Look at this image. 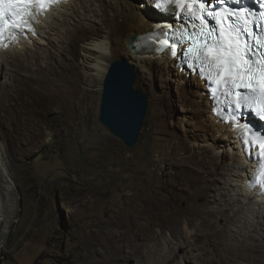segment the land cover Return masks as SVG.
<instances>
[{
	"label": "bare ground",
	"instance_id": "obj_1",
	"mask_svg": "<svg viewBox=\"0 0 264 264\" xmlns=\"http://www.w3.org/2000/svg\"><path fill=\"white\" fill-rule=\"evenodd\" d=\"M91 11L93 17L98 14L100 22L110 25L105 34L82 44L85 64L96 74H106L108 63L105 59L123 43V51L132 63H143L153 69L151 78L174 82L183 112L181 118L187 119L190 126L183 131L191 152L186 154L185 149L181 152L177 147V162L169 164L174 169L186 166L191 178L187 187L177 174L147 189L133 182L122 183L123 201L131 209L125 212L123 207L113 206L105 211L102 220L85 222L79 243L73 253L67 255L70 264L262 262L258 260L259 254H264V195L259 196L245 186L253 163L243 156L236 132L213 116L204 83L176 67L175 60L166 53L156 54L153 47L146 44L142 36L157 29L159 20L165 18L153 7L152 0H64L56 3L37 16L35 33H28L0 48V76L5 73L3 80L0 79V97L2 94L8 102L16 100L8 89L19 79L16 73L21 65L33 71L24 75L42 81V75L48 77L54 71L51 62L56 53L68 51L69 55L72 44L76 47L79 38L97 31L98 26L87 25L89 21L76 31L69 25L74 20H88ZM133 36L135 38L131 39ZM130 42L134 43L132 47H129ZM76 56L74 53L73 62ZM156 59L161 68L156 66ZM52 78L43 80L39 90L55 92L54 85L50 84ZM53 103L49 100L46 108L35 110L33 120L27 113L29 110H24L21 118L26 128L30 131L41 129L44 116L52 113ZM5 153L0 137V194L7 201L14 184ZM127 189L130 190L128 195L124 194ZM199 197L203 198L202 203L197 202ZM182 201L184 205L180 204ZM8 232L9 219H6L0 229V246Z\"/></svg>",
	"mask_w": 264,
	"mask_h": 264
},
{
	"label": "rangeland",
	"instance_id": "obj_2",
	"mask_svg": "<svg viewBox=\"0 0 264 264\" xmlns=\"http://www.w3.org/2000/svg\"><path fill=\"white\" fill-rule=\"evenodd\" d=\"M90 13L88 20H74L69 25L76 31L89 21L87 25L99 29L79 38L76 47L72 44L69 55L68 51H63L52 57L55 68L48 77L53 75L50 84L54 85L55 92L39 90L48 77L42 75V81L31 80L24 75L28 71L33 73L31 67L21 65L16 73L19 79L8 89L16 100L8 102L1 94L0 137L14 187L10 202L3 200L0 194V229L9 219V232L0 246V264H70L67 255L73 253L79 243L85 222L102 220L109 208L123 207L125 212L131 209L123 201L122 183L133 182L147 189L177 174L187 187L191 178L186 166L174 169L169 164L177 162V147L181 152L185 149L186 154L191 152L184 141L189 122L181 118L183 112L174 82L151 78L152 68L133 63L135 87L141 88L148 98L136 143L125 146L100 123L105 74H96L85 64L81 50L86 40L102 36L110 25L100 22L98 14L93 17V12ZM124 47L122 43L105 59L108 66L117 59H128ZM74 53L77 56L73 62ZM156 66L162 67L157 59ZM4 75L0 79L3 80ZM48 99L54 102L52 113L44 116L41 129L30 131L22 122L23 111L29 110L27 113L33 120L34 111L46 108ZM166 146L169 148L164 149ZM165 173L168 174L165 176ZM129 193L128 189L124 191V194ZM197 202L202 203L203 198H197ZM259 256L258 261L262 262L257 264H264V254Z\"/></svg>",
	"mask_w": 264,
	"mask_h": 264
},
{
	"label": "snow or ice",
	"instance_id": "obj_3",
	"mask_svg": "<svg viewBox=\"0 0 264 264\" xmlns=\"http://www.w3.org/2000/svg\"><path fill=\"white\" fill-rule=\"evenodd\" d=\"M51 2L0 0V39H14L26 28L31 30V21L47 11ZM232 2L240 4V0H154L158 9L172 12L175 5L181 11L175 14L179 26L169 24L165 31L157 25L164 38L153 39L161 45L160 50L179 55L205 81L210 98L223 105L217 114L234 124L245 154L257 159L259 182L264 187V132L241 123V109L264 121V31L258 24L255 31L250 30L247 26L254 23L250 13L242 7H229ZM244 36L247 38L241 44Z\"/></svg>",
	"mask_w": 264,
	"mask_h": 264
},
{
	"label": "water",
	"instance_id": "obj_4",
	"mask_svg": "<svg viewBox=\"0 0 264 264\" xmlns=\"http://www.w3.org/2000/svg\"><path fill=\"white\" fill-rule=\"evenodd\" d=\"M133 45L129 43V47ZM135 81V65L130 60L121 58L110 63L99 106L100 123L127 147L136 143L148 106L147 94L135 87Z\"/></svg>",
	"mask_w": 264,
	"mask_h": 264
}]
</instances>
